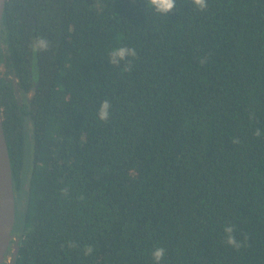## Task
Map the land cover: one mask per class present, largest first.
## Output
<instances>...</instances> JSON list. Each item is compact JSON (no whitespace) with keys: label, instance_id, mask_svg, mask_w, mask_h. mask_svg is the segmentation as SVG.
<instances>
[{"label":"trees","instance_id":"trees-1","mask_svg":"<svg viewBox=\"0 0 264 264\" xmlns=\"http://www.w3.org/2000/svg\"><path fill=\"white\" fill-rule=\"evenodd\" d=\"M0 116L13 264H264V0H6Z\"/></svg>","mask_w":264,"mask_h":264},{"label":"clouds","instance_id":"clouds-1","mask_svg":"<svg viewBox=\"0 0 264 264\" xmlns=\"http://www.w3.org/2000/svg\"><path fill=\"white\" fill-rule=\"evenodd\" d=\"M192 4L197 10L203 11L206 7V0H191ZM146 8L154 10L157 15L163 16L173 10L176 6V0H145ZM49 48V41L46 38L40 37L34 40L33 50L35 52L46 51ZM136 53L133 49L118 45L113 47L110 51L109 58L110 63L118 65L121 61H126L127 57H135ZM111 107L110 101L105 99L101 101V106L98 112V119L102 122H106L110 116L109 108ZM256 136L260 137L261 133L259 129L256 131ZM235 142V141H234ZM224 231L227 233V244L239 249L242 245L237 242L232 235L233 228L225 227ZM93 252L91 245L84 246V255H90ZM165 255V248L156 247L153 249L151 256L154 264H161Z\"/></svg>","mask_w":264,"mask_h":264},{"label":"water","instance_id":"water-1","mask_svg":"<svg viewBox=\"0 0 264 264\" xmlns=\"http://www.w3.org/2000/svg\"><path fill=\"white\" fill-rule=\"evenodd\" d=\"M6 0H0V23L3 15L4 5ZM0 178L2 182V190L0 193V243L6 242L5 250L0 254V264L10 247V242L13 237V229L15 223V202L14 189L12 184L8 148L2 127V120L0 116ZM17 242L12 246V261L8 264H13L17 253Z\"/></svg>","mask_w":264,"mask_h":264},{"label":"rangeland","instance_id":"rangeland-1","mask_svg":"<svg viewBox=\"0 0 264 264\" xmlns=\"http://www.w3.org/2000/svg\"><path fill=\"white\" fill-rule=\"evenodd\" d=\"M27 125L25 129V155H24V165H23V184L21 186V190L19 192L14 191V202H15V223H14V229L15 225L19 222V219L21 217V211L22 208L20 206L21 203H23V190L27 191V185H28V177L31 169V158H32V122L31 120L27 119ZM15 238L13 237L10 242V247L8 248L2 264H8L12 261V246L15 243ZM13 241V242H12ZM7 260V261H6Z\"/></svg>","mask_w":264,"mask_h":264},{"label":"bare ground","instance_id":"bare-ground-1","mask_svg":"<svg viewBox=\"0 0 264 264\" xmlns=\"http://www.w3.org/2000/svg\"><path fill=\"white\" fill-rule=\"evenodd\" d=\"M1 190H2V182H1V178H0V193H1ZM6 246H7V243L6 242L0 243V254L5 250V247Z\"/></svg>","mask_w":264,"mask_h":264}]
</instances>
